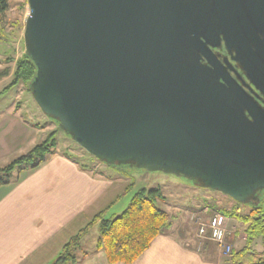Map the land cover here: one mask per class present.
I'll return each instance as SVG.
<instances>
[{
	"label": "water",
	"instance_id": "obj_1",
	"mask_svg": "<svg viewBox=\"0 0 264 264\" xmlns=\"http://www.w3.org/2000/svg\"><path fill=\"white\" fill-rule=\"evenodd\" d=\"M32 97L98 162L264 191V0H27ZM224 46V63L213 49ZM234 73V76L232 75Z\"/></svg>",
	"mask_w": 264,
	"mask_h": 264
},
{
	"label": "crops",
	"instance_id": "obj_2",
	"mask_svg": "<svg viewBox=\"0 0 264 264\" xmlns=\"http://www.w3.org/2000/svg\"><path fill=\"white\" fill-rule=\"evenodd\" d=\"M12 9L10 5V10L1 16V29H5L6 16ZM22 54H25L24 51ZM22 56L18 50L14 57L0 62V84L5 83L0 90V100L3 94L18 90L9 103L0 102V125L9 127L8 130L14 133L12 143L3 142V138L8 137L3 128L0 160L13 150L23 153L29 149L30 152L46 140L37 138L40 127L22 116L23 92L28 90L25 83L19 82L8 89L14 79L17 61ZM47 122L45 125L52 127ZM71 156L56 148L39 167L22 171L16 181L0 188V264H53L72 237L87 227L99 213L105 212L106 215L127 192L128 183L123 177L104 170L100 165L91 167L92 170L83 168V165H89L80 160L78 163L77 158ZM17 175L18 172L14 177ZM122 207H125L124 204ZM241 225L235 218H227V240L232 243L233 249L244 245ZM173 226L172 221L171 228L158 236L132 264H232L216 243L201 244L190 233L189 227L178 226L172 231ZM89 235L90 232L82 241L76 261L68 264H110L105 252L96 250V244L89 252L83 249Z\"/></svg>",
	"mask_w": 264,
	"mask_h": 264
},
{
	"label": "rangeland",
	"instance_id": "obj_3",
	"mask_svg": "<svg viewBox=\"0 0 264 264\" xmlns=\"http://www.w3.org/2000/svg\"><path fill=\"white\" fill-rule=\"evenodd\" d=\"M10 5L13 9L6 16L5 29L0 28V62L2 63L4 58H9L12 56L14 57L18 50L20 52V55H24L22 54L23 51L25 53L23 35L26 20L29 15V6L27 4V0H11ZM17 42L19 45H17ZM30 83L25 82L26 88L29 91ZM4 84L5 83L0 84V90H2V88L5 86ZM28 90H25L23 92L24 95L22 116L26 118L27 121L40 127L39 132H37V138L44 140L47 139V137L51 133L55 132V136L57 139L56 148L59 151L72 155V158L75 157L77 158V160L87 163L90 167H97V165H100L104 170H109L110 172L123 177L124 182L128 183L127 186L132 185V189L130 188L129 190H127V193L122 194L121 199L117 201V204L106 213L105 216L107 218H112L113 215H118V212H122V210H124L128 206L133 195L139 190L143 188H161L165 200L159 201V206L169 213L174 223L172 231L177 230L178 226H183L182 228L187 226L190 229V233L192 235L194 234L193 236H195V238H198L201 244H205V242H215L201 239L198 236V223L206 222L209 218L214 216L215 213H219V210H232L239 206V212L242 214H246L250 212L253 206L261 205L264 208V191L259 192L257 200L246 204H238L237 206L236 201H234L230 197L218 192L210 191L209 189L197 185L184 177H177L175 175H170L163 172H150L131 166H123L119 169L115 168V170H113L112 168L110 169L106 165L98 162L94 157L89 155L84 149H82L77 143H75L69 135H67L62 129L59 128L56 122L49 118H46L35 103L32 94L30 93L31 91L29 92ZM17 91L18 90L15 89L13 91H10L7 95L3 94L4 97L0 100V102H3L4 104L9 103L10 98L16 96ZM46 121H48L47 124L52 125V127L46 126ZM3 128L6 129L5 134L8 135V137L5 136V138H3V142L7 141L12 143L14 134L13 130H8L9 127H3V125L1 124L0 135L4 132ZM3 142L2 140H0V146L3 144ZM25 150L26 151H24L23 153H16L14 152V150L10 151L5 159L0 160V168L7 167L14 160L21 157V155L23 156L24 154H27V152H29V149ZM14 175H16V173ZM125 183L123 186L126 185ZM123 204L125 207L121 208ZM235 220L238 221L237 219ZM238 223L240 222L238 221ZM241 226L243 228L242 233L245 236L244 226ZM99 236L100 234L98 226L93 227L90 231L89 237H87L86 239V244L83 246V249L88 252L94 250ZM258 240L260 241V244H257L258 241H256L257 243L255 244V248L257 250H263L262 242L260 239ZM227 243L233 249L232 243L228 240ZM220 251L223 254V250L221 249V247ZM223 256L228 257L224 254Z\"/></svg>",
	"mask_w": 264,
	"mask_h": 264
},
{
	"label": "trees",
	"instance_id": "obj_4",
	"mask_svg": "<svg viewBox=\"0 0 264 264\" xmlns=\"http://www.w3.org/2000/svg\"><path fill=\"white\" fill-rule=\"evenodd\" d=\"M9 10L10 0H0V18ZM36 71L31 58L24 54L17 61L14 79L8 89L19 82L30 83ZM56 146L57 139L53 132L30 152L17 158L7 167L0 168V188L16 181L22 171L27 172L39 167ZM75 160L78 162L77 159ZM82 167L92 170L87 165ZM16 172L18 175L14 177ZM130 188L132 189V185L128 186L127 190ZM164 200L161 188H143L133 195L127 208L120 214L106 218L105 212L99 213L87 227L70 239L53 264H68L76 261L82 241L95 225H98L100 234L96 250L105 252L110 264H132L149 249L158 236L171 228L172 219L169 213L159 206V201ZM238 207L232 210H219V213L237 219L244 226V245L240 249H232L228 258L232 264H264V208L256 205L249 213L242 214ZM258 239L262 242V251L255 248Z\"/></svg>",
	"mask_w": 264,
	"mask_h": 264
},
{
	"label": "built area",
	"instance_id": "obj_5",
	"mask_svg": "<svg viewBox=\"0 0 264 264\" xmlns=\"http://www.w3.org/2000/svg\"><path fill=\"white\" fill-rule=\"evenodd\" d=\"M227 217L222 213H216L206 222L198 223V236L204 240L215 242L223 250V254L229 256L232 248L227 243L228 230Z\"/></svg>",
	"mask_w": 264,
	"mask_h": 264
},
{
	"label": "flooded vegetation",
	"instance_id": "obj_6",
	"mask_svg": "<svg viewBox=\"0 0 264 264\" xmlns=\"http://www.w3.org/2000/svg\"><path fill=\"white\" fill-rule=\"evenodd\" d=\"M213 50H214L216 56L218 57V59H219L221 62L224 63L225 58H228L230 61H232L229 52L225 49L224 46H222V47H220V48H215V49H213ZM232 64L236 67V69H237L242 75H244L243 72L241 71V69L239 68V66H238L237 64H235L233 61H232ZM232 75L234 76V73H233V72H232ZM263 101H264V97H263ZM263 105H264V103H263Z\"/></svg>",
	"mask_w": 264,
	"mask_h": 264
}]
</instances>
